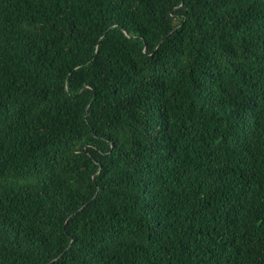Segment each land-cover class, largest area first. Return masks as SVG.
Masks as SVG:
<instances>
[{"label": "trees", "instance_id": "trees-1", "mask_svg": "<svg viewBox=\"0 0 264 264\" xmlns=\"http://www.w3.org/2000/svg\"><path fill=\"white\" fill-rule=\"evenodd\" d=\"M0 264H264V0H0Z\"/></svg>", "mask_w": 264, "mask_h": 264}]
</instances>
